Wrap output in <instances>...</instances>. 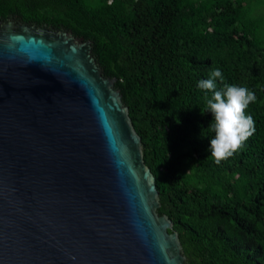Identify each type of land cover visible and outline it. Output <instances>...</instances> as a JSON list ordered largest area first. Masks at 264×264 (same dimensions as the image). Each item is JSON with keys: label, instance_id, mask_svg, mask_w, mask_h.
<instances>
[{"label": "trees", "instance_id": "16d2710c", "mask_svg": "<svg viewBox=\"0 0 264 264\" xmlns=\"http://www.w3.org/2000/svg\"><path fill=\"white\" fill-rule=\"evenodd\" d=\"M256 0H0V20L91 41L114 77L171 221L183 264H264V14ZM264 4V3H263ZM257 97L254 134L216 163L206 97L212 69ZM217 90L222 87L219 79Z\"/></svg>", "mask_w": 264, "mask_h": 264}, {"label": "water", "instance_id": "95a60500", "mask_svg": "<svg viewBox=\"0 0 264 264\" xmlns=\"http://www.w3.org/2000/svg\"><path fill=\"white\" fill-rule=\"evenodd\" d=\"M89 38L0 20V264H183Z\"/></svg>", "mask_w": 264, "mask_h": 264}, {"label": "clouds", "instance_id": "9594fccd", "mask_svg": "<svg viewBox=\"0 0 264 264\" xmlns=\"http://www.w3.org/2000/svg\"><path fill=\"white\" fill-rule=\"evenodd\" d=\"M217 79L222 87L217 90ZM198 87L211 93L206 97L207 111L211 113L214 137L209 140L210 154L220 163L241 149L255 132V121L246 115L250 103L257 99L255 93L246 86L225 82L220 69H212L207 79H201Z\"/></svg>", "mask_w": 264, "mask_h": 264}, {"label": "rangeland", "instance_id": "374dc122", "mask_svg": "<svg viewBox=\"0 0 264 264\" xmlns=\"http://www.w3.org/2000/svg\"><path fill=\"white\" fill-rule=\"evenodd\" d=\"M257 3H259L260 5L257 4V11L260 14H264V0H256Z\"/></svg>", "mask_w": 264, "mask_h": 264}, {"label": "flooded vegetation", "instance_id": "af4514ba", "mask_svg": "<svg viewBox=\"0 0 264 264\" xmlns=\"http://www.w3.org/2000/svg\"><path fill=\"white\" fill-rule=\"evenodd\" d=\"M18 21V20H17ZM19 23H24V22H20V21H18ZM42 26H45V25H42Z\"/></svg>", "mask_w": 264, "mask_h": 264}]
</instances>
